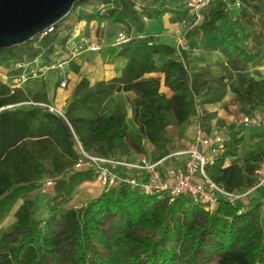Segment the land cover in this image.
Instances as JSON below:
<instances>
[{
  "label": "trees",
  "instance_id": "1",
  "mask_svg": "<svg viewBox=\"0 0 264 264\" xmlns=\"http://www.w3.org/2000/svg\"><path fill=\"white\" fill-rule=\"evenodd\" d=\"M93 1L101 4L85 14L83 7ZM78 7V22L89 26L110 21L134 37L125 44L128 62L111 81L91 85L81 78L62 116L26 105L48 102L44 93L30 99L22 89H13L12 79L27 64H57V47L67 44L75 26L61 22L33 41L0 52V68H13L6 82L0 76V226L23 201L14 224L0 232V264H264V211L257 202L264 190L248 204L222 201L207 211L186 197L160 201L120 186L82 208L40 214L42 203L58 195L69 201L81 184L93 180L91 172L71 171L79 159V144L90 154L123 160L132 149L143 153L146 140L164 157L169 155L171 126L186 125L197 116L200 128L208 130L214 115L204 107L221 102L233 75L264 57V42L257 49L251 32L255 25L264 27V0H215L203 11V21L193 24L206 49L229 56L220 78L208 68L191 70L185 49L141 37L146 19L174 14L180 20L191 17L194 23L186 0H91L73 10ZM157 56L165 59L163 64H157ZM151 73L164 75L170 97L161 93L159 78L144 79ZM232 90L250 104L249 115L256 107L264 109V80L248 79L244 88ZM118 92L136 95L139 134L129 132L121 106L102 115L104 104ZM259 138L264 139V133ZM243 142L239 134L232 136L206 168L210 179L231 192L250 188L262 162L256 164L264 159L259 149L240 164ZM229 159L233 161L227 166ZM46 180L53 183L43 190Z\"/></svg>",
  "mask_w": 264,
  "mask_h": 264
},
{
  "label": "crops",
  "instance_id": "2",
  "mask_svg": "<svg viewBox=\"0 0 264 264\" xmlns=\"http://www.w3.org/2000/svg\"><path fill=\"white\" fill-rule=\"evenodd\" d=\"M92 6L94 7V4ZM83 12L88 14L92 11ZM159 19L163 20L164 30L157 34H149L150 24L153 20ZM145 22V32L141 37L155 39L158 43L171 46H176L177 41L183 39V49L189 53L191 59V70L197 71L208 68L214 78H220L225 75L223 66L227 65L229 60L227 53L222 50L211 52L206 49L203 35L198 32L197 27H189L185 32L187 34L183 36L186 28L184 26L186 19L180 20L174 14H166L158 19H146ZM96 24L98 23L92 22L88 26L85 21L78 22L67 44L57 47V55L53 58L54 63H57L56 69L47 70L41 76L29 80L18 88L22 89L30 99L38 93H44L48 105L64 114L81 78H86L91 85H95L98 82H108L120 77L128 62V52L125 51V44L117 43L118 34L121 32L116 37L114 34L108 33L103 36H97ZM66 26L65 29H67ZM89 29L90 35H87ZM251 32L254 37V44L259 49L264 42V27L255 25ZM163 41H166V43ZM91 47H96L97 50H93ZM164 61L163 57H156L158 65L163 64ZM12 69L0 68V76L4 82H6V79L11 78L10 71ZM153 78L160 79L161 93L170 97L172 93L165 86L164 75L151 73L144 77V79ZM248 79L264 80V57L259 64L252 65L246 71L236 72L233 75L231 86H229L227 94L221 102L204 107L206 113L214 115L208 130L204 131L206 136L218 134L224 137L226 141L235 134H239L240 137L244 138V142L239 147L238 161L240 164H244L259 149L264 150V139L259 138L264 133V109L256 107L255 112L252 114H259L263 118V123L260 127L245 126L243 119L247 116H252L249 115L251 106L232 90V88H244ZM62 84H65V86L62 87ZM119 106L126 113L129 132L139 134L140 127L134 118V110L137 106L136 95L132 92L114 94L104 104L101 113L104 116H109ZM199 128L200 124L197 116L192 117L186 125L171 126L168 129L170 144L169 155L167 156L163 157L154 145L145 140L143 142V153L132 149L129 155L124 157V160L137 162L142 157H147L151 163H156L166 159L159 166L160 172L165 175L169 169L182 165L185 161L186 153L190 150H206L195 142V136ZM232 161L233 159H229L227 166ZM124 173L131 175L132 171H124ZM102 193L103 190L97 181H87L78 187L76 193L69 201L63 195L53 197L48 202V210H55L61 207L79 209L100 197ZM22 203V200L19 201L12 210L11 213L14 214V217Z\"/></svg>",
  "mask_w": 264,
  "mask_h": 264
},
{
  "label": "built area",
  "instance_id": "3",
  "mask_svg": "<svg viewBox=\"0 0 264 264\" xmlns=\"http://www.w3.org/2000/svg\"><path fill=\"white\" fill-rule=\"evenodd\" d=\"M215 0H186L187 8L194 18V25L203 21V11ZM235 7L240 8L241 2L236 1ZM54 28L48 32L53 31ZM47 32V33H48ZM45 33V34H47ZM42 34V35H45ZM134 40L124 32L118 34L117 43L126 44ZM177 48L184 46L183 39L177 41ZM97 50L96 47H91ZM80 49V47H78ZM36 63V62H35ZM30 64L24 66L22 74L12 79V88H18L31 79L37 78L44 70H52L57 64L46 66L39 71L30 68ZM39 75V76H38ZM65 84H62V87ZM29 106H42L51 113L62 115L58 110L50 105L37 104L33 102L25 103ZM245 126L260 127L263 119L259 114L247 116L243 119ZM195 142L206 150H190L186 153L185 161L178 167H173L164 175L160 172L159 166L166 160L151 163L147 157H142L137 162L118 160L113 157H99L86 152L79 144V159L71 169L72 172H91L93 180L97 181L103 193L116 187L129 186L133 190L139 191L142 195L154 197L160 201H173L179 197L189 198L193 204L211 211L222 201L231 205L248 204L255 195L264 190V162L255 171L254 184L244 191H228L215 183L206 172L208 165L225 151L226 140L221 135L215 134L206 136L202 128H199ZM124 171H132L127 175ZM53 180H47L43 190L50 187ZM257 202L264 204V198H257ZM241 213V212H240Z\"/></svg>",
  "mask_w": 264,
  "mask_h": 264
},
{
  "label": "water",
  "instance_id": "4",
  "mask_svg": "<svg viewBox=\"0 0 264 264\" xmlns=\"http://www.w3.org/2000/svg\"><path fill=\"white\" fill-rule=\"evenodd\" d=\"M90 0H0V52L24 45L68 18Z\"/></svg>",
  "mask_w": 264,
  "mask_h": 264
},
{
  "label": "rangeland",
  "instance_id": "5",
  "mask_svg": "<svg viewBox=\"0 0 264 264\" xmlns=\"http://www.w3.org/2000/svg\"><path fill=\"white\" fill-rule=\"evenodd\" d=\"M113 1L115 2L116 0H113ZM141 2L143 3V1H141ZM93 4L94 5H100L101 2H99V1H93L92 3H89L86 6H84L83 9L85 11H93V6H92ZM77 11H80V7L77 8ZM77 11H74L73 10L72 13H71V15L68 18H66L63 22L64 23H66V22L69 23L70 22L71 25L76 26L77 23H78V12ZM185 23L186 24L184 26L186 28L184 29L183 36H185L187 34V33L185 34V32L188 30V28L189 27H192L193 24H194L191 17L186 18V22ZM96 25H97V28H96V34H97V36H103L105 33H108V34H114L115 37H116L119 32H124V33H126L128 35V31L123 26L121 27L119 25H115L114 23H111L110 21L104 22V23H102L100 25H98V24H96ZM102 25H103V27H102ZM148 30H149L148 31L149 34H157L159 32H162L164 30L163 20H161V19H159V20H153V22L150 24ZM87 35H90V29H89V31H87ZM163 42L166 43V41H163ZM39 62L40 61H36V63L33 64L34 66H30V68L33 69V70H35V71H37V70L39 71L41 68H43L40 65ZM52 70H54V69H52ZM46 71L47 70L42 71V74L45 73ZM42 74H39V75H42ZM2 80H3V78H2ZM203 131H206V130H203ZM263 161H264V159H261L260 161H258L257 164H256V166H258L259 163H261ZM34 195L35 194H33L31 196L33 197ZM41 206L42 207H41V210H40V214L41 215H44V213L48 210V203H42ZM262 210L264 211V204H263ZM14 222H15V217H14V214L11 213L5 219V221L1 224V226H0V232L6 231L9 228H11V226L14 224Z\"/></svg>",
  "mask_w": 264,
  "mask_h": 264
}]
</instances>
